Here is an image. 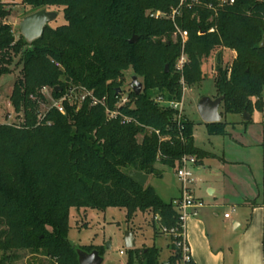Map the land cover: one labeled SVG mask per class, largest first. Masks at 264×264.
<instances>
[{
    "label": "trees",
    "instance_id": "trees-1",
    "mask_svg": "<svg viewBox=\"0 0 264 264\" xmlns=\"http://www.w3.org/2000/svg\"><path fill=\"white\" fill-rule=\"evenodd\" d=\"M22 2L30 13L61 8L65 22L49 24L30 46L21 34L16 38L7 21L16 0H0V76L12 72L15 56L22 65L10 95L19 120L0 123V264L12 262L20 251L41 254L53 264H80L78 248L102 255L95 245L69 239L72 207L125 208L128 222L137 210L151 209L167 228L179 226L174 200H163L154 186H141L128 173L160 177L158 163L176 169L184 155L198 161L213 155L196 145V123L185 115L180 130L176 110L157 99L180 100L182 76L188 87L205 80L203 67L218 48L237 52L226 65L222 53L217 55L214 81L217 97L224 96L222 115L264 110V0ZM173 9L178 10L174 18ZM157 11L164 15L157 17ZM177 28L187 37L184 45ZM133 35L138 40L131 43ZM183 51L188 61L180 72L176 64ZM128 71L143 83L141 93L126 83ZM71 84L107 95L110 108L127 92L130 100L121 110L139 123L110 119L105 107L88 102L66 103V114L41 106L47 102L43 86L59 97ZM207 126L210 134L227 133L224 121ZM169 239L167 263L172 264L181 259V249L173 236ZM129 252L128 264H165L156 245Z\"/></svg>",
    "mask_w": 264,
    "mask_h": 264
},
{
    "label": "rangeland",
    "instance_id": "rangeland-1",
    "mask_svg": "<svg viewBox=\"0 0 264 264\" xmlns=\"http://www.w3.org/2000/svg\"><path fill=\"white\" fill-rule=\"evenodd\" d=\"M16 5L11 7L12 14L7 18L11 23L16 38L20 36L19 23L22 18L32 11L28 4L22 0H16ZM48 10H55V7H50ZM58 17L56 20L50 22V25L56 26L65 22L63 11L61 8L58 10ZM222 53L223 64H229L230 53H225L222 48L215 50L214 54L206 61L203 70L207 73L208 77L200 83L194 84L191 87L186 86L184 89V102L185 113L187 117L193 120L195 125V143L197 146L216 153L218 156L225 155L228 158H244L251 162L249 164H241L237 166L236 171L239 174L245 175L247 180L254 179V176L260 177L262 169L261 157L258 156V148L249 145L243 150L238 146L233 145L229 134H210L208 131L207 123L204 122L198 112V102L203 95L211 98L217 97V89L215 86V66L217 64V55ZM188 58V57H187ZM19 56H15L13 63L10 65L11 73L2 74L0 76V123L14 122L19 120L17 114L14 112L10 104V95L13 90L15 81L21 75V64H18ZM126 83L132 80L133 74L127 72ZM125 85V87L127 86ZM183 86V85H182ZM183 90V88H182ZM225 113V112H224ZM253 121H261L264 119V110H255L252 114ZM243 119V114L226 113L223 115L221 121L226 122V132H231V136L239 138L244 143L251 144V138L247 137L244 133V124H238V121ZM236 126V129L233 127ZM230 129H229V128ZM142 135H138V139H142ZM231 150H230V149ZM257 149V150H256ZM257 152V155H256ZM214 155V154H213ZM208 157L204 159L203 165H195L193 167L196 177L200 178L195 188L197 196H203L206 202H214L213 198L209 195L208 187L214 184L217 180L216 175H211L219 169L220 160L218 157ZM251 155V160L248 156ZM158 169L162 175L158 177L152 174L149 179V184L154 186L158 195L169 201L173 196H177L179 181L176 175V169L163 163L157 164ZM209 172L203 174L202 172ZM147 183V184H148ZM155 214L151 209L141 211L137 210L132 219L127 221V211L125 208L109 207L106 210L94 209L89 207H72L69 217V233L68 237L77 245L90 246L95 245L102 250L104 257L103 264H128L130 256L129 249L125 245L124 233L127 229L135 232L137 247L143 245L152 246L156 245L162 248L161 257L164 259L168 255V248L166 244V237L159 235L155 232L160 229V225L156 222ZM162 232H160L161 234ZM167 236V235H166ZM124 251V254H121ZM18 257L13 259L12 262L8 261L7 264H53L50 258L41 254H32L30 251H20ZM1 256V252H0Z\"/></svg>",
    "mask_w": 264,
    "mask_h": 264
},
{
    "label": "crops",
    "instance_id": "crops-1",
    "mask_svg": "<svg viewBox=\"0 0 264 264\" xmlns=\"http://www.w3.org/2000/svg\"><path fill=\"white\" fill-rule=\"evenodd\" d=\"M222 50L230 53L231 61L237 55L235 50L226 48ZM238 124L245 125L244 133L251 138V144L231 136L229 131L226 134L233 140L231 141L233 145L243 150L249 145L258 148L256 150L262 161L261 174L259 178L255 175L254 179L251 177L247 180L245 175L236 171V168L241 164L251 165V162L244 158L218 156L212 152L213 157L220 160L219 169L215 174L211 172V175H216L217 180L208 187L209 195L214 202H206L203 196H197L194 188L195 197L204 200L205 206L198 210L197 215H191L186 219V240L195 264H264V119L248 124L239 120ZM233 129H236V126ZM204 159L198 161L197 165H203ZM248 159L253 158L249 155ZM198 183L199 177L195 186ZM178 192L179 194L173 196L171 200L180 196V185ZM226 213H230V216L226 217ZM163 236L167 239L168 255L164 259L161 257V260L167 261L171 255L170 239L166 235ZM160 249L162 251V248Z\"/></svg>",
    "mask_w": 264,
    "mask_h": 264
},
{
    "label": "built area",
    "instance_id": "built-area-1",
    "mask_svg": "<svg viewBox=\"0 0 264 264\" xmlns=\"http://www.w3.org/2000/svg\"><path fill=\"white\" fill-rule=\"evenodd\" d=\"M7 1V0H2ZM198 1V0H195ZM222 2H229L233 3L234 0H221ZM184 0H181V3H183ZM178 12L177 9H173L172 11V18H174L175 14ZM164 13L161 11L156 12V16H163ZM178 33L182 36V42L183 45L186 42V35L184 32L177 28ZM213 30V28L211 29ZM188 61L187 55L183 51L180 58L177 61L176 68L178 71L183 72L184 65ZM181 83L183 85V91L186 89V82L184 77L181 78ZM54 88L50 86H43L40 89V93L45 96L47 99V102L40 101L41 106L46 109H50L52 107H55L58 109L61 113L66 114V103L69 105H75L77 104L80 106L81 104L88 102L91 106H103L106 108V112L108 114V117L110 119L113 118H120L121 122L124 124H128L131 122H136L137 119H135L133 116L128 115L124 113L121 110V107L125 105L129 100V94L125 91L121 92L120 96L118 97V101L115 104L114 108H110L108 106V96L102 95L99 96L95 94V92L91 89H88L81 85H75L71 84L66 87L65 90H62V94L59 97H54L53 95ZM160 102L165 103L167 106L173 108L176 110V119L178 121V127L181 130L182 129V118L185 116V102H184V92L182 94V97L180 100H164L162 97H159L157 99ZM42 117V115H40ZM156 132L159 134V130H156ZM198 160L196 156L194 155H184L179 160L178 165L176 167V175L180 184V196L177 199H174L173 203L175 207L177 208L179 212V226L174 228H167L161 223V217L159 215L155 216L156 222L160 225V229L163 233L168 235L169 237L173 236V243L176 244L178 248L181 249V259L179 261H176L172 264H195L192 254H191V248L186 240V234H185V226H186V219L191 215H197L198 210L201 207L205 206L204 200L195 197L193 191L195 183L197 182V177L194 173L193 167L197 164ZM226 217L230 216V213L225 214ZM121 254H124V251H121Z\"/></svg>",
    "mask_w": 264,
    "mask_h": 264
},
{
    "label": "water",
    "instance_id": "water-1",
    "mask_svg": "<svg viewBox=\"0 0 264 264\" xmlns=\"http://www.w3.org/2000/svg\"><path fill=\"white\" fill-rule=\"evenodd\" d=\"M58 17V11L48 10L46 8L39 9L35 12H32L22 18L19 23L20 33L28 43V45H32L35 41L40 39L50 22L56 20ZM138 40V35H133L129 42L134 43ZM261 46L264 47V39L261 42ZM169 65H166V69L168 70ZM129 86L136 92L141 93L143 89V83L139 80L137 75L132 76V80L129 83ZM55 89L57 91L61 90V86H56ZM122 88H118L117 92H120ZM224 96L220 95L215 98H211L207 95H203L198 102V112L202 118V120L206 123L220 122L223 118V115L220 110L221 103L223 101ZM243 118L246 121L251 120L252 115L244 111ZM129 177L132 178L135 182L140 184L141 186H145L149 179L150 174L140 171V170H130L128 173ZM125 245L128 249L135 248L136 238L135 234L132 230L127 229L124 233ZM78 258L80 264H103L104 257L100 254L98 249H94L92 251H86L84 249L78 248ZM165 264H168L165 261Z\"/></svg>",
    "mask_w": 264,
    "mask_h": 264
}]
</instances>
